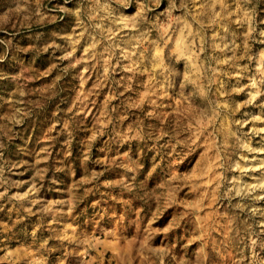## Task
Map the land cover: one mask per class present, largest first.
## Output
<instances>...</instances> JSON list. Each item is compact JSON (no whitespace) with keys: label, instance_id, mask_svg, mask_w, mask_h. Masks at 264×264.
<instances>
[{"label":"rangeland","instance_id":"1","mask_svg":"<svg viewBox=\"0 0 264 264\" xmlns=\"http://www.w3.org/2000/svg\"><path fill=\"white\" fill-rule=\"evenodd\" d=\"M0 264H264V0H0Z\"/></svg>","mask_w":264,"mask_h":264}]
</instances>
